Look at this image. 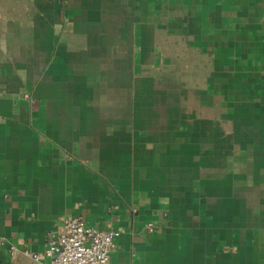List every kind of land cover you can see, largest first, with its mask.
Masks as SVG:
<instances>
[{
	"label": "crops",
	"instance_id": "1",
	"mask_svg": "<svg viewBox=\"0 0 264 264\" xmlns=\"http://www.w3.org/2000/svg\"><path fill=\"white\" fill-rule=\"evenodd\" d=\"M70 216L111 264H264V0H0V264Z\"/></svg>",
	"mask_w": 264,
	"mask_h": 264
},
{
	"label": "built area",
	"instance_id": "2",
	"mask_svg": "<svg viewBox=\"0 0 264 264\" xmlns=\"http://www.w3.org/2000/svg\"><path fill=\"white\" fill-rule=\"evenodd\" d=\"M154 230L153 224L145 226L146 232ZM119 231L86 225L82 217L70 216L63 220L59 231L50 232L43 254L47 257L44 264H111V253ZM10 256L16 253L9 249ZM22 253L37 259L34 253Z\"/></svg>",
	"mask_w": 264,
	"mask_h": 264
}]
</instances>
